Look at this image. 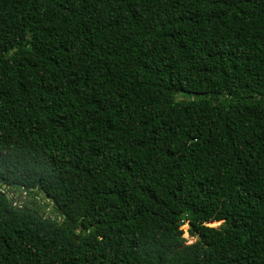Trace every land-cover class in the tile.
I'll return each mask as SVG.
<instances>
[{"label":"trees","instance_id":"16d2710c","mask_svg":"<svg viewBox=\"0 0 264 264\" xmlns=\"http://www.w3.org/2000/svg\"><path fill=\"white\" fill-rule=\"evenodd\" d=\"M0 264H264V0H0Z\"/></svg>","mask_w":264,"mask_h":264},{"label":"rangeland","instance_id":"374dc122","mask_svg":"<svg viewBox=\"0 0 264 264\" xmlns=\"http://www.w3.org/2000/svg\"><path fill=\"white\" fill-rule=\"evenodd\" d=\"M179 98L180 99H186L187 97L180 96ZM4 190L10 193L11 198L15 199L16 204H21L26 198L30 199V200L34 199V200H36L39 203L40 206L45 208V212H46L47 216H49L51 218H55L56 217V213H55V211L53 209V203L50 202L48 199H46L42 192H39L38 195L33 196V195H26L25 192L22 195H20L19 191L10 190L7 187H5ZM209 224L212 225V226H218V225L221 224V221H215V222H211ZM183 228H184L183 236H184L185 240L188 243L195 241L196 238L194 236H192L190 234V232H189V224L186 223L183 226Z\"/></svg>","mask_w":264,"mask_h":264},{"label":"water","instance_id":"95a60500","mask_svg":"<svg viewBox=\"0 0 264 264\" xmlns=\"http://www.w3.org/2000/svg\"><path fill=\"white\" fill-rule=\"evenodd\" d=\"M4 187H6V185H4ZM1 192H2L3 194H6L8 198H11L9 192H6V191H1ZM14 204H16L15 199H12V200H11V205H14ZM20 208H22V207H20ZM26 209H28V208H26ZM79 230H80V229H79Z\"/></svg>","mask_w":264,"mask_h":264}]
</instances>
